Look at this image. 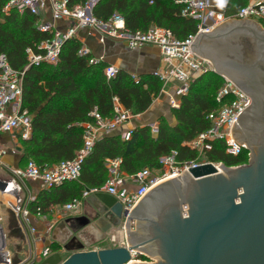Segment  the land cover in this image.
Wrapping results in <instances>:
<instances>
[{
    "label": "trees",
    "instance_id": "obj_1",
    "mask_svg": "<svg viewBox=\"0 0 264 264\" xmlns=\"http://www.w3.org/2000/svg\"><path fill=\"white\" fill-rule=\"evenodd\" d=\"M177 1L101 0L94 15L104 22L118 15L124 19L126 29L133 33L148 32L153 27L165 28L177 40L186 41L196 34L197 23L182 16L184 7ZM7 2L0 0V54L7 56L12 69L24 73L22 108L32 117L30 138L19 137L18 141L22 149L19 170L25 171L29 163L34 162L43 172L74 160L84 145L82 125L94 123L90 116L94 111L111 118L115 99L133 116L146 114L152 108L162 89L157 77L148 73L136 81L132 74L120 69L115 78L108 80L104 74L108 64L91 65L92 56L80 57L82 43L75 39L65 42L56 66L42 63L26 69L29 66L27 51L41 53L38 46L52 35L39 31L37 18L27 12L5 14ZM246 5L245 0H233L226 16H236ZM223 86V78L214 72L200 77L191 85L189 94L181 98V107L169 109L168 115L175 124L170 125L165 118L167 115H163L156 135L148 126L138 127L131 139L124 141L121 133L128 128L122 127L99 139L83 162L80 179L39 192L29 207L31 215H47L53 207L82 201L87 190L102 188L108 178L107 160L121 159V170L127 175L144 169L160 171V160L172 152L177 153L176 161L182 165L201 161L199 153L184 144L211 129L208 115L219 108L215 98ZM211 145V150L203 154L207 163L237 167L249 162L247 150L233 157L226 153L224 141ZM50 251L58 253L61 248L52 245Z\"/></svg>",
    "mask_w": 264,
    "mask_h": 264
},
{
    "label": "built area",
    "instance_id": "obj_2",
    "mask_svg": "<svg viewBox=\"0 0 264 264\" xmlns=\"http://www.w3.org/2000/svg\"><path fill=\"white\" fill-rule=\"evenodd\" d=\"M101 0H8L4 13L10 14L17 11L25 12L37 18V28L43 33H50L52 38L38 46L41 53L35 54L28 50L29 66H39L42 63L56 66L59 62L63 45L66 41L75 39L82 43L79 51L80 57H89L91 65L105 63L102 57H95L90 48L86 47L80 36V31L85 29L93 35L99 36V42L105 44L113 41L124 44L128 49L135 50L143 47L158 49L162 65L152 75L162 83L159 98L168 101L171 110L181 107V98L189 94L191 85L200 77L209 72H214L211 63L195 54L191 45L204 33H214L224 24L231 21H249L260 25L264 29V0H245L247 5L234 17H227L226 12L233 0H179L182 5V16L197 23V32L186 41L177 40L173 33L165 28L153 27L148 32H130L126 29L122 17L115 15L109 21L99 20L94 15V10ZM49 16V17H48ZM64 24V28L59 26ZM119 68L108 65L104 74L110 80L117 76ZM136 81L140 76L133 75ZM224 78V86L216 95L219 108L208 115L212 123L209 131L202 133L190 143L184 144L200 155L210 151L213 143L224 141L226 153L238 157L243 150H248L245 143L234 140L232 128L239 114L250 106V99L238 89L230 79ZM24 73L18 72L9 64L5 54H0V138L2 135H11L27 140L32 134V117L27 110L22 108ZM94 123L83 124L84 145L72 161L62 162L54 167L46 168L43 172L34 163L30 162L25 171L15 170L14 176L19 181V188H24L25 181H41L45 190L61 186L67 182L80 179L84 160L92 153L95 143L102 137L119 131L132 119L133 116L117 99L114 100V115L111 118L101 116L97 111L90 114ZM158 123L149 125L153 135L159 131ZM136 128H131L121 133L124 141H129ZM19 132L17 135L16 133ZM5 155V150L0 142V161ZM177 153L160 160L162 169L156 173L161 178L154 176V172L144 169L135 175H127L121 170L122 160H107L108 178L105 185L99 189L87 190L84 197L96 193H105L115 197L123 206L125 213L124 229L129 216L134 213L141 201L148 193L164 179L178 177L191 168L207 164V162H190L180 164L176 161ZM213 164V163H212ZM215 165V164H214ZM35 197L29 196L23 205L16 206L15 213L19 214L22 225L25 227L31 216L29 207ZM82 205L81 201H74L62 207L61 214H75ZM40 217V215H39ZM130 221V219H129ZM34 233V229H30ZM72 234V233H71ZM124 244V246H126ZM6 253L5 250L2 252ZM52 253L49 247L42 250L40 255H31L24 264H31L35 259L46 258ZM7 255V253H6ZM7 260L10 262L7 255Z\"/></svg>",
    "mask_w": 264,
    "mask_h": 264
},
{
    "label": "water",
    "instance_id": "obj_3",
    "mask_svg": "<svg viewBox=\"0 0 264 264\" xmlns=\"http://www.w3.org/2000/svg\"><path fill=\"white\" fill-rule=\"evenodd\" d=\"M240 32L257 41L264 62V29L249 21H231L214 33H204L191 49L209 59L215 73L229 79L209 54L215 48L212 45ZM237 45L241 46L242 40ZM248 108L239 114L238 123ZM237 127L234 122L232 135L235 141L246 142L249 147L248 165L207 163L191 168L156 185L141 201L127 221L126 246L89 251L82 243L70 247L78 240L71 227L69 230L76 237L70 245L41 258L38 264H264V128L258 123L261 132L252 142L240 141ZM0 194L18 199L19 190L15 183L0 180ZM88 203V216L75 219L77 227L91 225L103 238L113 230H121L125 213L115 197L96 193L88 198ZM134 223L136 231H132ZM6 239L0 226V251L5 250ZM72 251L64 258L65 253ZM142 254L159 260L135 259ZM37 262L36 258L31 264ZM11 263L6 253H0V264Z\"/></svg>",
    "mask_w": 264,
    "mask_h": 264
},
{
    "label": "crops",
    "instance_id": "obj_4",
    "mask_svg": "<svg viewBox=\"0 0 264 264\" xmlns=\"http://www.w3.org/2000/svg\"><path fill=\"white\" fill-rule=\"evenodd\" d=\"M59 27L64 28L65 26L61 24ZM80 36L84 45L92 50L95 57H102L108 65L116 66L132 75L139 77L143 74H153L162 65L160 53L156 48L143 47L131 50L124 44L113 41H107L105 44H101L98 35H93L90 31L85 29L80 31ZM158 102L160 105H158ZM153 105L154 106H152L146 114L138 115V117L132 119L123 127L128 128V130L131 128L146 127L158 123L163 115L169 114L170 107L167 99H155ZM157 108L160 109L157 110ZM18 133L19 132H17L16 135ZM18 141L17 138H13L11 135H3L0 138L1 146L6 154V156L4 155L5 162L9 168L5 167L12 175L13 171L19 170L18 166L22 154V149ZM23 187V200H26L30 195L36 198L39 192L45 190L41 181L28 180L25 181ZM17 205L18 203H16V205L11 203L13 210ZM62 207L63 206L53 207L50 213L44 216L38 217L31 215L25 227L22 225L20 216L17 213V225L9 223L6 228H4V225L2 226L3 218L0 216V226L3 228V232L7 237L5 251L9 260L12 262L11 264H24L31 255H40L44 248H50L52 245H58L61 249L66 245H70L72 234L68 232V228L79 226L75 219L86 215L90 208V204L87 199L86 202L83 201L78 212L67 215L61 214ZM30 229H34L35 232L31 233ZM92 230L93 231L90 232V241L87 239H80L81 237H79V239L86 244V250L88 251L96 250V246L101 245L105 240L98 229L92 228ZM10 245L15 247V254L12 253L9 247ZM77 245L79 244L74 243L70 245V247H77ZM2 252L3 250L0 251L1 254H3ZM71 253H73V251L68 252L67 256H70Z\"/></svg>",
    "mask_w": 264,
    "mask_h": 264
},
{
    "label": "flooded vegetation",
    "instance_id": "obj_5",
    "mask_svg": "<svg viewBox=\"0 0 264 264\" xmlns=\"http://www.w3.org/2000/svg\"><path fill=\"white\" fill-rule=\"evenodd\" d=\"M239 34L222 38L221 42L212 45L215 48L209 55L212 60L219 62L222 72L250 99V106L240 119L236 136L240 141L254 142L261 132L258 123L264 128V62L259 56L257 41L244 33ZM241 40L242 45H237ZM247 149L250 157L249 147ZM84 216H88V213ZM124 223L123 218L121 230L112 232L124 231Z\"/></svg>",
    "mask_w": 264,
    "mask_h": 264
},
{
    "label": "rangeland",
    "instance_id": "obj_6",
    "mask_svg": "<svg viewBox=\"0 0 264 264\" xmlns=\"http://www.w3.org/2000/svg\"><path fill=\"white\" fill-rule=\"evenodd\" d=\"M225 25L226 24H224L223 26H225ZM223 26H221V27H223ZM207 60L211 63V66L213 67V70H214V66H213L212 62L209 59H207ZM215 74L218 75V76H220V77H222V78L224 77L223 74H221V75H219L217 73H215ZM223 80H224V78H223ZM158 105H160L159 102H158ZM159 109L160 108H157V110H159ZM165 118L167 119V121H168V123L170 125L175 124V121L173 119L171 120V118H170L169 115H167ZM158 123H159V126H160V121ZM13 138H17V141L19 140L18 137H14L13 136ZM5 156H6V154H5ZM5 156H3L4 159L2 158V160L0 161V180H4V181H8V182L15 183L16 187H18V190H19V196H18V199L15 198L16 200L13 201V204L16 205V203H18L17 206L23 205V201H25V200H23L22 193H24V191H23L22 187L19 188L20 185H19L18 179L15 178L14 177V174L12 175L9 172V170L6 168V167L9 168V166L5 162ZM199 158H200L201 161H198V162H205V160L203 159L204 158L203 154H201V155L199 154ZM213 164H215V163H213ZM215 165H221V164L220 163H217ZM156 172H154V176H158V178H161L160 177L161 175L158 174V173H156ZM166 180H168V179H164L163 181H160L158 184H160V183H162V182H164ZM88 198H89L88 196L83 197V199H82L81 202L82 203H83V201L86 202ZM84 204H87V203H84ZM0 216H2V218H3V220H2L3 222L2 221L1 222H2V226L4 225V228H6L7 225H9V223H14V225H17V219H18L17 218V214L15 213V211L13 210V208L11 207V205H9L7 203V200L2 197L1 194H0ZM70 228H68V232L69 233H73V231L69 230ZM74 229L76 230V233L75 234L78 235L77 236L78 237V240L76 241V243L77 244H81V243L84 244L85 245V250H86V244L83 243L80 239H84V240L87 239L88 241H90L89 240V239H91L90 232L93 231L92 228H91V225L90 226H87V227H74ZM132 231H136V223H134V225H132ZM75 234H72V238L76 237V236H74ZM109 235L106 236L104 242L101 245L96 246V248H97L96 250L119 248V247H123L124 244L127 243V234L125 233V231H121V232L120 231L111 232V234H109ZM79 237H81V238L79 239ZM9 247L12 250V253L15 254V247L14 246H11V245ZM68 256H67V253L64 254V258H66ZM135 259L138 260V261H142V262H150L152 260H154V262H158V260H159L158 257H148V256H146L144 254L135 257ZM39 262H40V260H38L37 264Z\"/></svg>",
    "mask_w": 264,
    "mask_h": 264
},
{
    "label": "bare ground",
    "instance_id": "obj_7",
    "mask_svg": "<svg viewBox=\"0 0 264 264\" xmlns=\"http://www.w3.org/2000/svg\"><path fill=\"white\" fill-rule=\"evenodd\" d=\"M173 178H175V177H173ZM173 178H170V179H173ZM2 197H3L4 199L7 200V203H8L9 205H11V203H13V201L16 200V199H15L13 196H11V195H2Z\"/></svg>",
    "mask_w": 264,
    "mask_h": 264
}]
</instances>
